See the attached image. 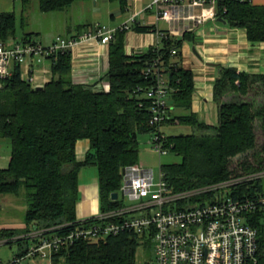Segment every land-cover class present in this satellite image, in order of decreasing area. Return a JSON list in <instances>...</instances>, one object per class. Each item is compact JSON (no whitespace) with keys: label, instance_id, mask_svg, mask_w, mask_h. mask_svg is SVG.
I'll list each match as a JSON object with an SVG mask.
<instances>
[{"label":"trees","instance_id":"16d2710c","mask_svg":"<svg viewBox=\"0 0 264 264\" xmlns=\"http://www.w3.org/2000/svg\"><path fill=\"white\" fill-rule=\"evenodd\" d=\"M14 1L20 2L23 17L32 0ZM79 1L37 0V4L41 12H62ZM114 1L121 9L127 4V0ZM216 17L230 27L245 29L248 40L264 42V5L217 0ZM16 21L14 11L0 13V41L15 38ZM129 27L139 32L154 30L153 25L135 21ZM126 31L117 28L108 42V67L102 75L107 89L96 90L72 81L70 50H59L48 57L51 78L41 88L21 77L19 63H13L10 74L0 79V138L9 139L11 144L7 166L0 168V195H22L27 202L24 226L0 228V241L15 243L20 256L30 243L27 236L32 229L65 224L61 229L66 231L79 223L76 205L83 168L97 170L100 210L118 206L121 201L111 199L110 193L119 190L123 167L137 163V135L147 132L152 136L163 131L164 125L191 128L166 134L163 139L164 147L181 158L177 163L161 164L171 191L241 177L231 186L235 198L251 197L255 191L264 190V175L246 178L264 171V73L221 67L213 85L218 123L210 124L190 111L193 72L180 63L182 45L192 38V32L174 36L165 31L158 44L139 54H126ZM30 35L26 32L21 41L35 43ZM154 62L167 79L166 101L169 97L170 103L166 102L168 117L150 124L152 101L146 90L153 85L154 77L143 71ZM226 96L229 98L225 100ZM175 107L189 111L175 114ZM79 139L89 141L80 160L75 152ZM197 198L200 196L190 199ZM247 220L257 231L255 264H264V210H254ZM138 245V236L128 231L95 241L79 238L53 253L51 264H135Z\"/></svg>","mask_w":264,"mask_h":264},{"label":"built area","instance_id":"2783aa9c","mask_svg":"<svg viewBox=\"0 0 264 264\" xmlns=\"http://www.w3.org/2000/svg\"><path fill=\"white\" fill-rule=\"evenodd\" d=\"M253 2L255 0H240ZM217 0H150L147 8L156 19L166 20L174 31H184L216 17ZM119 28L128 29L127 22ZM117 28L96 23L93 29L78 38L57 35L50 44L38 42L13 43L0 41V79L10 74L13 63H39L59 50H70L84 39H96L108 43ZM173 29V30H172ZM162 34V33H161ZM175 53V49L171 50ZM28 72V71H27ZM144 74L154 77V83L146 90L151 98L150 124L160 123L167 115V79L156 62L144 69ZM21 77L31 82L28 73ZM166 133L151 136L152 150L166 154ZM122 183L118 197L121 203L94 215L77 219L79 223L69 230L65 224L46 228H34L28 232L29 244L25 254L17 252L0 264H23L25 259H51L53 253L82 238L98 240L122 231L144 237L154 243L153 264H255L257 261V231L249 224L248 215L256 209L264 210V190H257L247 198H235L231 193L233 183L241 178L217 181L187 191H171L160 170L155 182L152 168L139 164L123 167ZM264 171L246 178L263 176ZM208 195H202L207 194ZM123 195V196H121ZM200 198L191 200L192 196ZM56 228L55 231H49ZM0 243H4L0 241Z\"/></svg>","mask_w":264,"mask_h":264},{"label":"crops","instance_id":"0c3cea01","mask_svg":"<svg viewBox=\"0 0 264 264\" xmlns=\"http://www.w3.org/2000/svg\"><path fill=\"white\" fill-rule=\"evenodd\" d=\"M252 3L264 5V0H255ZM15 4L14 0H0V13L15 12ZM75 4L80 10L91 11L94 22L84 30L80 29L82 26L86 27L85 23L73 26L76 27V32L67 37L76 35L79 37L93 29L96 23L110 28H119L125 22L131 26L134 21L139 25H153L154 30L147 32L135 31L130 27L127 29L124 35L126 54H139L150 46L158 44L162 32L167 31L174 36H181L185 32L184 27L179 26L171 31L166 20L155 18L153 11L147 8L148 4L145 0H127L124 9H121L118 1L114 0H81ZM29 12L30 10L25 8L21 20L24 19V14L28 15ZM104 14L107 15L105 18L108 21L101 22ZM215 18L208 19L191 30H186L192 32V38L183 43L180 58L181 65L193 72L194 92L190 111L195 112L199 119L210 124L218 123V104L213 98V85L215 79L220 76L221 67H233L237 71L249 73H264V42L250 41L245 29L230 27L226 23L216 21ZM63 27L67 31L72 29V25L67 21H64ZM28 32L32 33V31ZM54 37H51L48 42L39 41L38 43L50 44ZM29 39L35 41L31 37ZM16 41L17 39L14 38L8 43ZM107 67L108 43H101L92 38L84 39L79 41L71 51V78L74 83H82L96 90L107 89L108 83L102 78ZM20 69L24 76L30 74L31 84L34 86H42L51 78L50 61L47 58L39 63L31 62L29 67L22 64ZM228 98V96L224 97L225 100ZM167 103H170L169 97H167ZM188 111L180 107L173 108L175 114H186ZM161 129L164 131L163 126ZM88 148V139L77 140L75 152L78 160L83 159ZM94 177L92 185H83L79 178L77 219L94 215L100 210L97 174ZM29 260L31 261L29 264H36V261L40 259Z\"/></svg>","mask_w":264,"mask_h":264},{"label":"rangeland","instance_id":"374dc122","mask_svg":"<svg viewBox=\"0 0 264 264\" xmlns=\"http://www.w3.org/2000/svg\"><path fill=\"white\" fill-rule=\"evenodd\" d=\"M150 0H145L148 4ZM15 14H16V30L15 39L21 41L22 36L32 31L31 38L36 42H48L51 37L59 34L62 36H70L76 32L77 24H86V27H81L80 30L88 29L89 25L94 22L93 13L89 10H80L77 4L71 6L67 11H54V12H41L38 8L37 0H32L27 8L30 10L29 14H24L23 22L21 23L22 6L19 1H15ZM102 6V5H100ZM104 18L101 22H106L108 19ZM107 16V15H106ZM64 21H67L72 25L71 31H67L63 27ZM165 26V25H164ZM164 132L178 133L188 132L190 127L178 126V125H164ZM139 142V154L137 164L152 168L154 172L155 182L158 179V174L161 170V164L177 163L180 161V157L173 152H167L166 154L159 155L152 150L151 147V133H139L137 135ZM11 151L10 140L6 138H0V168L6 167ZM96 168L86 167L80 172L79 178L83 185H92L95 180ZM264 189V177L262 179ZM27 208V202L24 196L4 194L0 195V228H14L20 229L24 226L23 217ZM139 245L136 250L135 264H148L152 259L154 262L155 252L154 243L144 237H138ZM17 252V245L15 243H0V260L7 261ZM29 259L23 260V264H29ZM35 263V262H34ZM49 259H40L36 261V264H49ZM64 264V263H60ZM153 264V263H152Z\"/></svg>","mask_w":264,"mask_h":264},{"label":"water","instance_id":"95a60500","mask_svg":"<svg viewBox=\"0 0 264 264\" xmlns=\"http://www.w3.org/2000/svg\"><path fill=\"white\" fill-rule=\"evenodd\" d=\"M215 20L216 21H221L223 23H226V21L223 18H221V17H216ZM36 87L37 88H41L42 86H36ZM123 171H124V169H122V172ZM121 196H123V195H121ZM117 197H118V192L117 191H113V192L110 193V198L111 199L115 200V199H117Z\"/></svg>","mask_w":264,"mask_h":264},{"label":"flooded vegetation","instance_id":"af4514ba","mask_svg":"<svg viewBox=\"0 0 264 264\" xmlns=\"http://www.w3.org/2000/svg\"><path fill=\"white\" fill-rule=\"evenodd\" d=\"M152 263H153V260H152V259H150L148 264H152Z\"/></svg>","mask_w":264,"mask_h":264}]
</instances>
